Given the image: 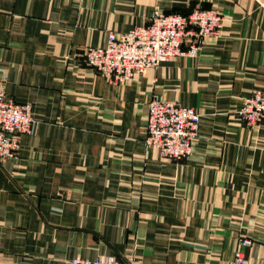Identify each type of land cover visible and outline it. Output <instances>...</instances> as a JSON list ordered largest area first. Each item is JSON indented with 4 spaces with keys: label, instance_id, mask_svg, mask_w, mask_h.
Masks as SVG:
<instances>
[{
    "label": "crops",
    "instance_id": "crops-1",
    "mask_svg": "<svg viewBox=\"0 0 264 264\" xmlns=\"http://www.w3.org/2000/svg\"><path fill=\"white\" fill-rule=\"evenodd\" d=\"M198 7L223 19L194 56L127 82L82 60L109 30ZM0 67L34 118L17 158L0 161V264H233L237 251L264 264V121L238 114L264 89V0H0ZM152 96L198 113L189 157L145 142Z\"/></svg>",
    "mask_w": 264,
    "mask_h": 264
},
{
    "label": "built area",
    "instance_id": "built-area-1",
    "mask_svg": "<svg viewBox=\"0 0 264 264\" xmlns=\"http://www.w3.org/2000/svg\"><path fill=\"white\" fill-rule=\"evenodd\" d=\"M222 14L211 8H194L187 14L156 10L147 24L135 25L126 32H107L104 45H88L82 49L86 66L115 82L130 81L136 74L176 56H194L206 37L217 33ZM187 41L186 47H183ZM3 74V68L0 67ZM249 126L264 121V89L244 97L238 110ZM30 103H20L5 93L0 85V161L16 159L20 135L33 127ZM199 115L187 105L159 100L148 102L145 142L157 148L163 158L189 157L194 150ZM249 245V239H243ZM243 255L236 252L233 264H243ZM70 264H136L133 256L124 259L106 255L94 259L76 256Z\"/></svg>",
    "mask_w": 264,
    "mask_h": 264
}]
</instances>
